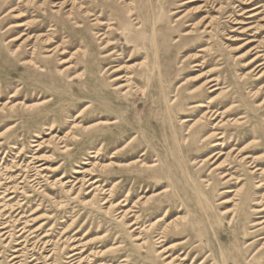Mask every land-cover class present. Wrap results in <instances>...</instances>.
Returning <instances> with one entry per match:
<instances>
[{
	"label": "rangeland",
	"instance_id": "374dc122",
	"mask_svg": "<svg viewBox=\"0 0 264 264\" xmlns=\"http://www.w3.org/2000/svg\"><path fill=\"white\" fill-rule=\"evenodd\" d=\"M263 72L264 0H0V264H264Z\"/></svg>",
	"mask_w": 264,
	"mask_h": 264
},
{
	"label": "bare ground",
	"instance_id": "6f19581e",
	"mask_svg": "<svg viewBox=\"0 0 264 264\" xmlns=\"http://www.w3.org/2000/svg\"><path fill=\"white\" fill-rule=\"evenodd\" d=\"M109 1H114V0H109ZM194 1H196V0H194ZM121 2H123V0H121ZM192 1H190V2H187V3H191ZM251 3V2H250ZM249 3V4H250ZM14 10L15 9H12V10H10V12L9 13H11V12H13L14 13ZM8 13V14H9ZM55 13H57V12H55ZM131 13V12H130ZM7 14V15H8ZM85 14H87V13H85ZM132 14V13H131ZM21 15H22V13H19L18 15H16L15 17H21ZM24 15V14H23ZM22 15V16H23ZM257 15V14H256ZM256 15H252V16H250V17H255ZM91 17H95V16H92L91 15ZM93 22H95L96 24H99L100 26H103V27H105V26H109L110 27V25L108 24V23H106V22H101L100 20H98V18H96V19H94V20H92ZM26 26V24H23V23H18L17 25H15V26H12V27H16V28H18V27H25ZM12 27H10V28H12ZM9 28V29H10ZM110 30H108L106 33H98V39H100V42L99 43H102V42H104L106 39H107V35H108V32H109ZM185 35H190V33H186ZM31 40H30V42L32 41V38H30ZM36 39V41L37 40H41L42 41V43H44V45L47 47V46H50V42H49V38L48 37H42V38H35ZM19 39L18 38H14L13 40H11L10 42H13V41H18ZM36 41H35V43H36ZM29 42V43H30ZM249 43H251V42H248L247 44H249ZM109 45H112L110 42H107V45L104 47V48H106L107 46H109ZM36 47H35V45H34V52H35V49ZM48 52L47 53H50V56L48 57V58H52L53 56H54V54L57 52V49L55 48V49H52V50H47ZM202 51H205V50H202ZM115 52H113L112 54H114ZM112 54H110V55H112ZM109 56V55H108ZM107 57V56H106ZM261 56H255L250 62H248L245 66L246 67H249L250 65H252L253 63H255L259 58H260ZM24 65H33L34 64V62L31 60V61H26V62H24L23 63ZM263 64H261V65H259L258 67H260V66H262ZM69 69V68H68ZM120 69L121 68H117V69H115V70H112L111 72H110V75H114L115 73H117V72H119L120 71ZM264 76V72H263V74H261V76L260 77H263ZM125 77V76H124ZM124 77L122 76V77H116V78H114V80H112V82H114V87H113V90L114 91H118V92H122V91H124L123 92V95H125L126 93H128L129 92V88H130V86L129 85H126V84H122L121 82H122V80L124 79ZM125 82H128V81H125ZM212 83V80H210V81H208V82H204L200 87H198L195 91H193V93L194 92H200V93H203V92H205L206 91V87L207 86H209L210 84ZM213 87H215V85L213 86H210V88H213ZM217 90H219L218 88H214V90H212V92H215V91H217ZM231 109H233V108H231ZM231 109H229L227 112H224V113H220L219 111H215V112H213V116L215 115V116H217V117H222V116H224L225 115V113H228V112H230V110ZM210 114H212V112H207L204 116H203V118L201 119V120H198L196 123H194V125H192V127H194V126H196V125H199L200 123H203V120L204 119H207L208 120V117H209V115ZM233 123H234V125H240V123H239V121L238 120H235V119H232L231 120ZM189 122V120H187V119H184L183 120V124L184 123H188ZM221 123H222V121H221ZM192 127H190V128H192ZM212 138V134L210 135V136H208L206 139H205V141H208V140H210ZM221 138H223V136L222 137H220V139ZM134 140L132 139V140H130V142H129V144L128 145H130L132 142H133ZM204 141V142H205ZM36 147V146H35ZM125 149H128V146H125L123 149H121V152L122 151H124ZM250 157H246V158H242V163H245V161L247 160V159H249ZM257 160H258V158H255L254 159V161L253 162H251V164L249 165V167H251V169H253L254 170V172H252L253 174H258L259 172H260V175H264V170L263 169H261L258 165H255V164H257L258 162H257ZM138 162H141V161H137V162H133V163H138ZM219 168H221V167H217L216 169H219ZM231 175H227V174H224L222 177H221V179L222 180H224V179H226V178H228V177H230ZM36 180H37V178L36 179H34V181L33 182H35L36 184H37V186H39L40 185V183H38V182H36ZM231 180H233V178H232V176L230 177V179H228L225 183H230L231 182ZM99 183V180H95V181H93L92 183H90L89 185L90 186H94V185H96V184H98ZM263 185V183H260L259 185H258V188L259 187H261ZM15 189V188H14ZM13 193V192H12ZM225 193H234V191H232V190H229V191H225ZM123 202H127L126 200H124V201H121V205H122V203ZM128 204V203H127ZM258 208H254V209H252V213H253V215H256L257 216V218L256 219H258L255 223H253L252 224V227H254V229L255 230H253L252 232H251V234H253V235H256V236H259V239L257 240V241H264V217H263V215H264V199H261L260 201H258L256 204H255ZM134 206H136V204L134 205ZM242 211V210H241ZM126 214L127 213H125L124 215H123V217L124 216H126ZM241 214H242V212H241ZM161 221V220H160ZM231 222H232V220H231ZM137 225V223H132V225L130 226V227H134V226H136ZM154 225V224H153ZM173 225H175V226H177V224L176 223H173ZM153 227V226H152ZM151 227V228H152ZM171 226H167L165 229H164V231L161 233V235H159V237L157 238V244L158 245H161V244H163V243H165L167 240H168V235H167V232H169V228H170ZM3 229H6V228H3ZM25 228H23V229H21L19 232H23L20 236L21 237H23V234L25 233ZM6 235H8V232H5L4 234H2V237H4V236H6ZM9 237H11V233H9V235H8ZM246 239V237L244 236L243 237V240H245ZM138 240H139V238H138ZM25 242H27V244L30 242V241H27V240H25ZM184 244H187V241H184V242H181V243H178V244H176V246H181V245H184ZM32 247V246H31ZM162 247L163 246H159V249H162ZM262 248L264 249V243L262 244ZM261 248V249H262ZM118 248H114L113 250H117ZM185 249V248H184ZM172 250H174V252H175V250H179V248L177 249V247H175V245H171V246H167V247H165V248H163L161 251H159V253H158V255H161V257H163V260H165V261H168L167 262V264H177V262H180L179 264H185L187 261H188V259L192 256V255H194L195 253H198V252H200L201 251V245L199 246V247H195V248H193L189 253H188V255L186 256V257H180L179 255L178 256H174V254H172L171 252H172ZM19 253H20V250H16L15 252H14V256L12 257V260H11V262H13V264H18V263H20V259H21V257L22 256H19ZM171 253V254H170ZM258 253V252H257ZM77 255H79V254H73V256H71L70 257V259H71V262H72V264H83V263H89V259L88 258H83V259H80V258H77L76 259V256ZM181 255H183V254H181ZM34 257V256H33ZM36 259H34L33 258V260H32V262H34ZM105 262V261H104ZM124 262H126V260H122V262L121 263H124ZM204 262L205 261H203L201 264H204Z\"/></svg>",
	"mask_w": 264,
	"mask_h": 264
}]
</instances>
